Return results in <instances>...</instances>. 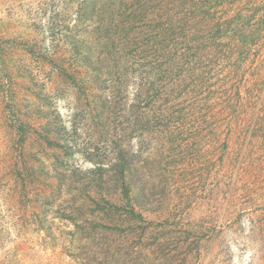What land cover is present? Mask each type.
Instances as JSON below:
<instances>
[{"label":"rangeland","instance_id":"374dc122","mask_svg":"<svg viewBox=\"0 0 264 264\" xmlns=\"http://www.w3.org/2000/svg\"><path fill=\"white\" fill-rule=\"evenodd\" d=\"M81 1L0 0V264L102 258L62 216L74 191L56 192L52 156L60 151L37 141L55 115L81 151L66 162V178L92 167L88 149L105 162L118 145L132 156L154 194L143 216L159 231L157 243L141 251L151 264H264V140L240 138L255 115V99L245 98L252 85L264 102V2L138 0L140 16L135 0H99L113 11L112 25L128 31L107 40L77 21ZM229 21L238 34L217 35ZM186 44L199 47V60L182 71L175 63ZM28 168L39 185L29 184ZM131 239L121 236L120 246Z\"/></svg>","mask_w":264,"mask_h":264},{"label":"trees","instance_id":"16d2710c","mask_svg":"<svg viewBox=\"0 0 264 264\" xmlns=\"http://www.w3.org/2000/svg\"><path fill=\"white\" fill-rule=\"evenodd\" d=\"M135 1L137 4L134 6H137V10L133 11V15H145V4L139 3L138 0ZM143 2L150 3L151 0H143ZM78 14L77 21L82 22V25L86 22L93 24L95 30L92 31L95 37L109 40L111 36L116 37L117 31L128 32L125 31V28L120 30L119 24L112 25L113 11L106 2L99 6V0H82L79 4ZM102 14L106 15L107 20ZM67 30L71 32L72 28L64 30L67 43L70 49L78 54L81 48L80 43L74 36L67 34ZM222 31L227 33V27ZM216 33L220 36L223 35L219 29L216 30ZM216 36L212 38L214 39ZM198 48V46L186 44L180 63H175L176 68L184 71L186 68L189 69L192 63L197 62L196 60H199L196 59ZM58 119H60L59 116L55 115V117L47 120L45 125L42 126L46 135L38 134L37 141L46 143L48 149L52 148L53 151H60L59 153H53L52 156V166L58 181L56 192L57 194L61 192L62 187L64 189L66 185L73 186L74 194H71L72 198L69 200V215L62 216L74 224L78 241L89 249L95 248L103 254L102 258L99 257V260H97L98 256L95 257L94 260L98 261V264H125L126 261L123 258L125 256L128 257L129 264H151L148 257L141 251L150 249L151 244L157 243L156 239L159 231L153 229L157 234L152 233L151 222L147 223L143 216V213L151 211V197L154 194L134 167L132 156L118 145L113 148V157L105 162L97 154H93V152L89 154L90 149H88L89 152L85 154V159L91 163L92 167L85 170L73 169L66 178V162L75 153L81 151L73 150L72 143H70L68 137H65L67 135L64 126L57 125ZM103 127L104 125L100 127V139H103L102 136L107 134ZM46 132H53V139H50ZM18 133L19 140L22 141L24 135L22 126L18 127ZM90 146L91 148L96 147V142L90 144ZM29 157L35 158L34 155H29ZM39 171L42 170L39 169ZM26 174L29 184L37 181L39 185L35 170L28 168ZM22 188V190L25 189L24 184ZM115 196L121 197L122 204L117 205L109 200V197ZM124 235L132 236L131 242L126 241L128 245L125 248L119 244V238ZM116 241L118 242L117 246ZM135 245L138 247L136 253L133 252ZM92 246L94 248H91ZM131 253H133V257H131Z\"/></svg>","mask_w":264,"mask_h":264},{"label":"crops","instance_id":"0c3cea01","mask_svg":"<svg viewBox=\"0 0 264 264\" xmlns=\"http://www.w3.org/2000/svg\"><path fill=\"white\" fill-rule=\"evenodd\" d=\"M261 1L264 2V0H261ZM233 23H237V22L229 21V22H227L226 25H223V28H221V29L218 28V29L221 30V32H223L222 30L227 27V29H228L227 33H224V32L223 33L225 35H227V37H233L234 34H236L238 32L237 31V24L235 26H233L232 25ZM256 27H257V29L262 28L261 27V22L260 23L257 22L255 28ZM238 36L243 41L246 40V37H247L245 34H242V35L239 34ZM252 75H253L254 78L257 77V75L255 73L252 74ZM254 81H257V79H253V81H251V83L254 82ZM254 86L255 85H252V92L254 94L253 95L249 94L248 97H245V98L246 99H255L254 101H251L249 103L251 106H253L255 108V110H254L255 115L251 116V118L249 120L245 121L247 123V126L245 127L246 129L244 130L242 136L240 137V138L244 139L245 141L251 142L252 144H254V141H256V140H260V141L264 140V102L256 101L261 96H260V94L257 91L255 92V87ZM259 92H260V90H259Z\"/></svg>","mask_w":264,"mask_h":264}]
</instances>
